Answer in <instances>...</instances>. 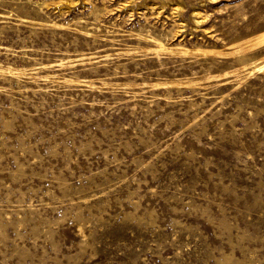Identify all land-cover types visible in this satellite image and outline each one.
<instances>
[{
  "label": "rangeland",
  "instance_id": "374dc122",
  "mask_svg": "<svg viewBox=\"0 0 264 264\" xmlns=\"http://www.w3.org/2000/svg\"><path fill=\"white\" fill-rule=\"evenodd\" d=\"M0 264H264V0H0Z\"/></svg>",
  "mask_w": 264,
  "mask_h": 264
},
{
  "label": "bare ground",
  "instance_id": "6f19581e",
  "mask_svg": "<svg viewBox=\"0 0 264 264\" xmlns=\"http://www.w3.org/2000/svg\"><path fill=\"white\" fill-rule=\"evenodd\" d=\"M186 51V50H185ZM263 66V65H262ZM259 67H261V66H259Z\"/></svg>",
  "mask_w": 264,
  "mask_h": 264
}]
</instances>
